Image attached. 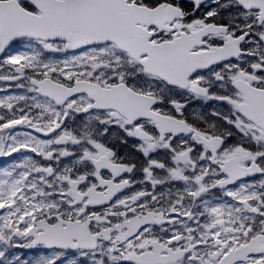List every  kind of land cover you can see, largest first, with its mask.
Returning <instances> with one entry per match:
<instances>
[{
    "label": "snow or ice",
    "instance_id": "obj_1",
    "mask_svg": "<svg viewBox=\"0 0 264 264\" xmlns=\"http://www.w3.org/2000/svg\"><path fill=\"white\" fill-rule=\"evenodd\" d=\"M9 158L0 264H264V0H0Z\"/></svg>",
    "mask_w": 264,
    "mask_h": 264
},
{
    "label": "flooded vegetation",
    "instance_id": "obj_2",
    "mask_svg": "<svg viewBox=\"0 0 264 264\" xmlns=\"http://www.w3.org/2000/svg\"><path fill=\"white\" fill-rule=\"evenodd\" d=\"M16 91H19V90H16ZM189 111H191V109H189ZM189 120L192 121L193 117L191 115H189ZM120 155H126L127 153H119ZM139 175V174H137Z\"/></svg>",
    "mask_w": 264,
    "mask_h": 264
},
{
    "label": "rangeland",
    "instance_id": "obj_3",
    "mask_svg": "<svg viewBox=\"0 0 264 264\" xmlns=\"http://www.w3.org/2000/svg\"><path fill=\"white\" fill-rule=\"evenodd\" d=\"M119 148H123V146L119 145ZM130 151V149L127 151V153ZM40 254H43L42 252Z\"/></svg>",
    "mask_w": 264,
    "mask_h": 264
}]
</instances>
